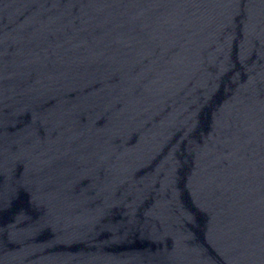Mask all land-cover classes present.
Segmentation results:
<instances>
[{"label":"water","instance_id":"95a60500","mask_svg":"<svg viewBox=\"0 0 264 264\" xmlns=\"http://www.w3.org/2000/svg\"><path fill=\"white\" fill-rule=\"evenodd\" d=\"M0 264H264V0H0Z\"/></svg>","mask_w":264,"mask_h":264}]
</instances>
